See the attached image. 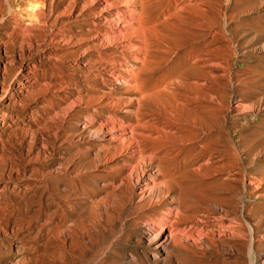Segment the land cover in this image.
<instances>
[{"label": "rangeland", "instance_id": "1", "mask_svg": "<svg viewBox=\"0 0 264 264\" xmlns=\"http://www.w3.org/2000/svg\"><path fill=\"white\" fill-rule=\"evenodd\" d=\"M92 1L0 0V264H176L160 239L148 237L146 223L160 218L177 224L183 245L176 249L191 257L180 264H264V141L247 139L260 116L238 110L244 97L264 95L242 59L264 54V0H146L144 27L129 37L150 44L142 65L125 45L103 48L96 37L106 29L102 17L124 1L103 12L104 0ZM179 50L190 71L181 85L167 73ZM118 58L132 70L142 66L148 95L139 121L129 107L109 104L108 97L138 96L109 74ZM210 102L231 121L214 129L222 141L191 133L186 111L197 105L202 113ZM110 114L127 127L137 122L146 153L154 141L176 148L193 138L183 179L196 185L177 217L167 203L139 198L129 176L139 151L133 156L117 137L82 124Z\"/></svg>", "mask_w": 264, "mask_h": 264}, {"label": "bare ground", "instance_id": "2", "mask_svg": "<svg viewBox=\"0 0 264 264\" xmlns=\"http://www.w3.org/2000/svg\"><path fill=\"white\" fill-rule=\"evenodd\" d=\"M95 1L96 0H93L92 3H95ZM123 1L125 3V7H123L122 9L115 7L116 9L114 11L115 12L114 15L107 13L108 16L102 17V18H106V22H107V24L105 26L106 29L100 36H96V37H98L97 39H98L100 47H103V48H107L113 44H117V41L119 42L120 45H125L129 49L127 51L126 55L132 54L133 56H139V59L141 61V65H142L145 62V60H147L146 58H147L149 51H150V44L147 43L146 38L145 39L143 38V40L140 44L135 45L133 42H131L129 37H130L132 32H135V33L141 32L143 27H144V24L142 22V17H143L142 12L144 10L146 0H123ZM104 2H105L104 5L99 10L100 12H103V10L105 8H107V9L110 8V10H111V8L113 7V1L112 0L111 1L104 0ZM136 3H140V5H141L140 9L138 11L136 10L137 12L132 7V4H136ZM130 8H132V9H130ZM259 21L264 26V16H261ZM108 23H110V24H108ZM257 40H259V38H257ZM255 41H256V39H255ZM260 49L264 50V46ZM171 53H172V50H171ZM188 54H190V53H188ZM193 56L194 55H192V57ZM242 59L247 64V69L253 72V76H252L251 80L258 84V88L261 91L264 90V54L244 55L242 57ZM249 59L253 60L252 64L247 63V62H249ZM171 61H172L171 65L169 66L167 73L168 72L171 73L172 76L176 79V81L178 83H180V82H182L183 77L190 73L189 68L187 67V63H188L187 62V53L179 50L176 52V54L174 55V57ZM111 62H112V64H111V67L109 69V74L115 80L119 79L123 83L127 84L128 85L127 91L129 92V94L130 93L131 94L137 93L138 96L137 95H130L131 97H129L128 99H122L119 97H108L109 98L108 99L109 104L111 106L123 104V106L129 107L130 110L135 111L134 113H135L136 120L139 121L141 109H142L143 104L145 103L144 102L145 97L148 95L147 94L148 86L145 83L146 80L145 79H140V80L138 79V76H139L140 71H141L140 69L142 66L139 67L138 69L135 68L136 70H132L129 67H127V65H125L124 59H120V58L111 59ZM115 63L122 66L125 69L124 70L117 69L114 66ZM122 63H124V65ZM108 68H109V66H108ZM169 81L171 82V80H169ZM172 84H174V83H172ZM172 84H170V85H172ZM180 85H181V83H180ZM206 85H207V83H206ZM156 86L157 85H155V87ZM164 86H166V85H164ZM164 86H163V88H164ZM210 87H208V88H210ZM163 88H162V90H161V88L159 89L160 93L163 91ZM174 88H176V87H174ZM111 91H112V89H111ZM107 92H109V91H107ZM112 92L116 93V91H112ZM177 93H179V91ZM103 95H105V94H103ZM109 96H110V94H109ZM132 97L136 98V105L135 106L132 105V103H133ZM185 99H186V97H185ZM131 101H132V103H131ZM242 101L243 102H240V106L238 107V110L250 108V109H253L254 111L257 110V113L260 116V119L257 123L250 124L251 126L249 128V132L247 133V137H248L247 139L254 140L253 141L254 144L261 143V141H264V110L258 111V109L261 105H264V95L262 92H260V94L257 96L253 95V96H250L247 98L244 97L242 99ZM196 102L200 103V101H196ZM222 102H223V99H221V104H222ZM189 103L191 104V101ZM183 104H185V103H183ZM221 104L220 105H214L213 103L210 102V104L205 106L206 107L205 109L203 108L204 111L202 113L199 111V109H198L199 107L198 108L196 107L197 105L193 106L191 109H188V110L186 108V110H187L186 114L189 117L188 120L194 125V127H192L191 133L193 135H195L196 138L198 137L199 141L203 142V141H206L208 139L216 140V141H222L224 139V137H223L224 135H222L219 132L214 130V129L223 130L229 124L231 125V121L228 119V116L222 112ZM178 106L179 105H177L176 108H178ZM179 109H180V106H179ZM171 110H173V109H171ZM184 110H185V108L182 111H184ZM173 112H174V110H173ZM107 118L108 119H106V118L100 119L98 124L83 123V122H82V124H84L88 127V130L91 132V134H100L101 132H105L103 134H105L106 136L117 137L118 138L117 140H119V142L122 144L123 147H125V149H131L132 150L133 156L136 155L135 154L136 151H137V154L139 151V154L137 156V163L135 165H133V167L130 170V175H129L130 179L134 180V182L136 184H138V186L140 188V197L139 198L146 196L148 202L151 204L152 203H167L168 204L169 217H171V216L177 217V215H179V212L182 210V208L185 207L187 204H189L188 202L190 201V199L193 195V188L196 185L193 183H188L187 181H185L186 179L185 180L183 179V177L185 176V173H186L185 172L186 171V168H185L186 164L189 163V162L186 163L185 155L189 151H191V147L194 145V142L192 141L193 138H185V139L183 138L182 141L183 140L189 141V143L181 144L180 146H178L176 148H164V147H161V145H160L161 143L159 144L160 141L158 143L156 141H154L155 143L153 142L154 143L153 150L146 153V150L142 149V147H141V145H142L141 144V138L144 136L138 135L135 131V125L136 126L138 125V124H136L137 122L135 124L128 123V124H130V126L127 127L126 125L119 123V121L121 119L117 122L115 120L117 118H115L112 114L107 116ZM177 118H179V117H177ZM140 120H141V118H140ZM120 122H123V121H120ZM186 124L187 123L185 122V125ZM180 129H181V127H180ZM246 129H248V128H246ZM243 130H244V128H243ZM204 131H206V132H204ZM166 132H165V134H166ZM150 134L147 136H151ZM178 135H176V137H178ZM157 139H158V137H157ZM169 141H170V139H169ZM169 141L167 140L168 143H169ZM177 145H178V143H177ZM162 146H164V145H162ZM172 146H173V144H172ZM166 147H167V145H166ZM222 150H224V149H222ZM187 160L189 161V159H187ZM189 167H191V166H189ZM200 168H199V170H200ZM260 168L261 169H260L259 173H260L261 178L259 177V182L261 185H264V166L260 167ZM187 170H189V169H187ZM185 178H187V177H185ZM156 180H158L159 182L156 183L155 182ZM237 194H239V193H237ZM169 195L170 196L172 195V198L169 199L168 198ZM240 197L242 198L243 195H241ZM169 221L170 220L167 221V219L161 220V218H160V220H156V222L146 223V227L148 229V237H154L156 239H160V242H162L160 248H162L164 251H166V253L168 255L174 253L177 256V258L179 259L176 264H180L181 257H184V259H185V257L191 259V257L186 256L187 253L185 254L179 248L176 249V247H178L177 245H183V243L181 242L180 238H178L175 235L176 233L175 234L173 233L175 229L178 230L177 224L174 223V221L173 222L170 221V223H168ZM165 222H167V223H165ZM165 224L168 227H166ZM164 229H165V231H164ZM182 229H184V227ZM182 229H179V230H182ZM177 230H176V232H178ZM185 232L186 231H184V233ZM196 233H198V231ZM185 234H183V235H185ZM198 235H199V233H198ZM161 238H163V239L161 240ZM189 238L191 240H193L194 242L197 241L192 234L189 235ZM168 245H170V248Z\"/></svg>", "mask_w": 264, "mask_h": 264}]
</instances>
